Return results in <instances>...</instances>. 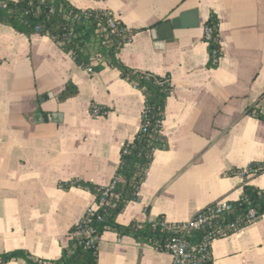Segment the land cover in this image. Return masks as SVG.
Instances as JSON below:
<instances>
[{"label": "crops", "instance_id": "0c3cea01", "mask_svg": "<svg viewBox=\"0 0 264 264\" xmlns=\"http://www.w3.org/2000/svg\"><path fill=\"white\" fill-rule=\"evenodd\" d=\"M69 1L108 10L136 29L119 59L168 74L172 84L161 122L167 146L153 151L137 198L116 216L119 223L186 220L213 201L237 199L244 175L264 187V170L241 173L264 161V122L247 112L264 111V0ZM190 9L197 25L174 28L169 38L152 36L160 21ZM210 12L219 18L221 52L213 66L203 39ZM99 61L100 69L93 57L82 67L48 35L0 23V252L21 248L39 259L58 258L70 227L96 205L80 181L109 184L122 144L137 132L142 93ZM67 81L77 91L59 101ZM92 104L103 111L92 114ZM97 264H172V257L106 228ZM206 264H264V213L216 237Z\"/></svg>", "mask_w": 264, "mask_h": 264}, {"label": "trees", "instance_id": "16d2710c", "mask_svg": "<svg viewBox=\"0 0 264 264\" xmlns=\"http://www.w3.org/2000/svg\"><path fill=\"white\" fill-rule=\"evenodd\" d=\"M111 20L113 25L110 24ZM0 23L10 25L14 30L27 35L31 32L48 35L82 67L91 65L92 57L98 60L94 65L95 69L102 67L99 59L105 61L115 67L119 76L139 89L143 95L139 128L130 141L122 144L119 163L109 184L100 186L80 181L81 185L94 194L96 206L92 213L84 212L70 227L68 244L61 249L59 257L44 260L32 256L24 249L14 248L0 252V264H8L10 260L17 258L23 259L26 264H97V242L106 228L118 234L130 235L137 242L148 243L158 250H166L173 234L166 227L168 222L161 216L152 221L132 220L126 224L116 220L125 204L137 198V189L151 163L153 151L167 146L161 133V122L166 99L172 90L169 75H158L130 67L117 55L136 29L125 28L106 10L79 8L69 0H0ZM204 26L210 29L209 38L206 39L203 35V39L207 42L208 65L213 66L217 63L213 61V57L221 54L218 41L219 18L215 13H209ZM76 91V87L67 81L58 94V100L63 101ZM94 106L97 107L94 104L90 106L91 111ZM97 108V113L103 111L102 108ZM247 112L264 122V111L249 107ZM247 169L249 173H259L264 170V161L251 162ZM70 184L71 182H67L65 186ZM228 203L229 208L223 212L222 220L228 222L239 217L241 225L247 224L245 218L249 209L256 215L264 213V187L251 184L244 175L240 196L235 200H228ZM98 215L100 218H97ZM219 219L220 217L217 220ZM83 228L92 229L95 237L92 241L77 233ZM203 231L204 228L191 230L187 235L188 240L196 243Z\"/></svg>", "mask_w": 264, "mask_h": 264}, {"label": "built area", "instance_id": "2783aa9c", "mask_svg": "<svg viewBox=\"0 0 264 264\" xmlns=\"http://www.w3.org/2000/svg\"><path fill=\"white\" fill-rule=\"evenodd\" d=\"M107 13H112L106 10ZM113 16V15H112ZM113 18H115L113 16ZM116 19V18H115ZM113 25V21H110ZM209 27H203L204 36L209 38ZM215 54V51L213 52ZM218 55L213 57V61H217ZM88 71H91V67H87ZM97 107H93L92 114H97ZM247 167L241 171V173L247 172ZM106 193V191L104 192ZM96 206V205H95ZM95 206H89L85 212L92 213ZM229 208L228 200L221 198L213 201L203 208L199 209L192 217L186 220L172 221L166 223L167 229L173 234L170 242L168 243L166 250L171 254L172 264H206L211 259V244L213 240L221 235L227 234L238 229L241 225L239 217L234 220L225 222L221 216L225 210ZM261 215H256L252 209H249L245 221L247 223L254 221ZM220 217L219 220H217ZM97 218H100L98 215ZM204 228L199 240L196 243H192L188 240L187 235L193 229ZM91 228H83L77 233L83 234L88 238V241H92L95 237L92 235Z\"/></svg>", "mask_w": 264, "mask_h": 264}, {"label": "water", "instance_id": "95a60500", "mask_svg": "<svg viewBox=\"0 0 264 264\" xmlns=\"http://www.w3.org/2000/svg\"><path fill=\"white\" fill-rule=\"evenodd\" d=\"M196 10L190 9L179 12L177 15L160 21L154 28L151 29V34L154 38H169L172 35L174 28L181 26L197 25ZM162 34V35H161Z\"/></svg>", "mask_w": 264, "mask_h": 264}]
</instances>
